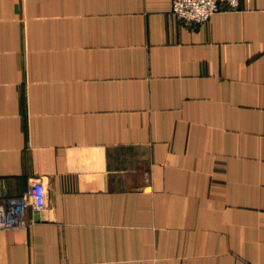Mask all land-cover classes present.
<instances>
[{
    "label": "crops",
    "instance_id": "0c3cea01",
    "mask_svg": "<svg viewBox=\"0 0 264 264\" xmlns=\"http://www.w3.org/2000/svg\"><path fill=\"white\" fill-rule=\"evenodd\" d=\"M0 0V264H264V0Z\"/></svg>",
    "mask_w": 264,
    "mask_h": 264
},
{
    "label": "built area",
    "instance_id": "2783aa9c",
    "mask_svg": "<svg viewBox=\"0 0 264 264\" xmlns=\"http://www.w3.org/2000/svg\"><path fill=\"white\" fill-rule=\"evenodd\" d=\"M240 5L241 0H172L171 14L179 23L197 27L214 13L237 10ZM44 206V184L34 179L23 196L0 199V230L27 228L26 211L40 212Z\"/></svg>",
    "mask_w": 264,
    "mask_h": 264
}]
</instances>
